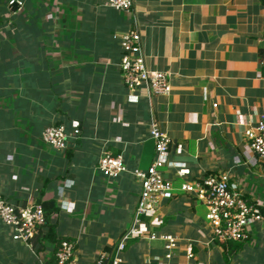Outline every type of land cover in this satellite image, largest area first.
<instances>
[{
    "label": "crops",
    "instance_id": "1",
    "mask_svg": "<svg viewBox=\"0 0 264 264\" xmlns=\"http://www.w3.org/2000/svg\"><path fill=\"white\" fill-rule=\"evenodd\" d=\"M19 1L17 28L0 30V195L15 205L53 201L49 221L73 242L75 264L113 249L132 225L140 184L131 171L151 161V120L171 140L164 175L175 188L225 172L247 198L264 202V162L243 135L264 112L262 0H132L130 12L106 0ZM131 27L147 68L171 73L169 94L126 89L119 35ZM48 125L76 128L65 150L41 140ZM106 152L122 155L128 171L102 176L96 166ZM262 211L229 264H264ZM156 217V234L177 238L171 257L159 237L133 238L122 264H185L188 246L195 264H225L200 202L176 194ZM53 248L13 240L0 220V264H43Z\"/></svg>",
    "mask_w": 264,
    "mask_h": 264
},
{
    "label": "built area",
    "instance_id": "2",
    "mask_svg": "<svg viewBox=\"0 0 264 264\" xmlns=\"http://www.w3.org/2000/svg\"><path fill=\"white\" fill-rule=\"evenodd\" d=\"M105 5L117 11L130 12L133 1L106 0ZM8 6L20 10L22 2L8 0ZM119 46L121 55L118 67L126 89L146 97L170 93L171 73L147 68L141 50L140 33L135 27L119 35ZM76 132V128L72 132L64 125H48L42 130L40 137L50 147L62 151ZM149 135L154 143L151 161L145 169L134 168L131 171L140 184L132 225L117 240L113 249L99 251L91 264H122V252L126 243L133 238L149 240L159 237L165 244V258H170L177 248V238L170 234L158 235L151 226L160 224L156 217L159 206L176 194H186L204 206V222L211 240H247L251 226L263 218L264 202L247 198L235 184L230 183L225 172L183 180L175 188L171 180L164 175V169L171 164V140L154 120H151L149 125ZM243 135L248 140V148L256 161L264 162V112L254 125L243 130ZM96 168L102 176L111 179L128 171L123 156L110 152L100 156ZM64 185H67V181ZM59 201L61 202L57 200ZM0 220L12 229L13 240L26 245H30L31 238L46 222L41 201L37 202L30 197L24 205H15L1 195ZM185 256V264H195L190 246L186 249ZM55 258L57 264H75L73 242L62 240L55 252Z\"/></svg>",
    "mask_w": 264,
    "mask_h": 264
},
{
    "label": "trees",
    "instance_id": "3",
    "mask_svg": "<svg viewBox=\"0 0 264 264\" xmlns=\"http://www.w3.org/2000/svg\"><path fill=\"white\" fill-rule=\"evenodd\" d=\"M262 1L264 2V0ZM9 11H11L10 7L9 6L7 7L6 4L0 6V28L3 27L6 21H9L11 30L13 31L17 28V22L15 21V17L20 16V14L24 11V8L22 6V8L20 9V12H15V13L12 12V14H10ZM8 14H9L8 17L5 16ZM36 201L40 202L39 199H37ZM41 205L43 206V209L45 211V218H46V222L42 226H46L47 231L46 233L42 234V232L40 231L42 226L39 227L37 234L31 238L30 244L31 246H34L36 242L41 243V240H45V241L52 243L54 247L53 252L51 256L43 264H57L56 258H55V252L60 246V242L62 240H69V241L71 240L70 238L64 237V236L57 237L54 231V225L50 223L49 221V216L51 215V212L57 210V207L55 206L54 202L51 200H44V201H41ZM244 242L245 241H224V242L216 241V243H218L221 246L222 260L225 264H229L231 258L242 250Z\"/></svg>",
    "mask_w": 264,
    "mask_h": 264
},
{
    "label": "rangeland",
    "instance_id": "4",
    "mask_svg": "<svg viewBox=\"0 0 264 264\" xmlns=\"http://www.w3.org/2000/svg\"><path fill=\"white\" fill-rule=\"evenodd\" d=\"M6 4V6L8 7V0L6 1V3L4 2V5ZM12 9H14V10H12ZM10 10L11 11H9L10 12V14H12V12L13 13H15V12H20V10H18L17 9V7H10ZM12 16V15H11ZM10 16V17H11ZM2 29H4V30H8V31H11V27H10V23H9V21H6L5 22V24L3 25V27L2 28H0V30H2ZM13 29V28H12Z\"/></svg>",
    "mask_w": 264,
    "mask_h": 264
},
{
    "label": "water",
    "instance_id": "5",
    "mask_svg": "<svg viewBox=\"0 0 264 264\" xmlns=\"http://www.w3.org/2000/svg\"><path fill=\"white\" fill-rule=\"evenodd\" d=\"M12 10H14V9H12Z\"/></svg>",
    "mask_w": 264,
    "mask_h": 264
}]
</instances>
